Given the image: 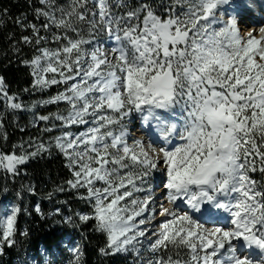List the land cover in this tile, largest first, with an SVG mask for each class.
I'll return each mask as SVG.
<instances>
[{"label":"snow or ice","instance_id":"1","mask_svg":"<svg viewBox=\"0 0 264 264\" xmlns=\"http://www.w3.org/2000/svg\"><path fill=\"white\" fill-rule=\"evenodd\" d=\"M39 3L34 14L42 24L15 21L31 29L21 41L35 50L22 60L32 76L24 91L43 93L54 85L60 90L25 104L9 94L0 76V102L5 112L32 111L34 125L44 122L42 131L59 134L47 143L29 138L13 145L11 154L0 152V170L14 179L21 174L18 166L51 155L55 147L71 172L68 188L84 189L78 198L92 209L76 213L78 220H94L95 231L106 236L98 250L102 256L132 253L133 264H264V185L250 175L264 173V26L248 27L242 35L236 14L226 19L222 11L230 0H175L184 10L177 14L172 7L166 18L148 4L117 16L108 0ZM100 32L116 46L93 44ZM61 103L66 110L35 111ZM176 107L179 123L160 117ZM133 113L155 129L158 142L149 135L130 140ZM74 126L86 127L74 132ZM154 172L167 177L159 199L150 182ZM23 188L35 193L34 185ZM206 204L228 212L231 226L205 224L190 214ZM34 211L43 216L39 204ZM21 212L14 205L0 213V255L16 244ZM65 220L71 223V217ZM241 240L249 250L244 255L234 243ZM181 249L187 260L173 258ZM142 251L154 255L145 259ZM70 252L71 264H83L78 245Z\"/></svg>","mask_w":264,"mask_h":264},{"label":"trees","instance_id":"2","mask_svg":"<svg viewBox=\"0 0 264 264\" xmlns=\"http://www.w3.org/2000/svg\"><path fill=\"white\" fill-rule=\"evenodd\" d=\"M56 3L64 4L62 0H56ZM142 4L150 5L162 18L167 17L168 10L172 7L180 10L175 0H132L131 6L132 9H137ZM38 7H42L39 0H0V76L5 79L9 94L19 95L25 104L39 98L38 92L24 91L31 88L32 79L22 60L31 59L35 50L21 41L22 36L31 35V29H22L15 21L21 19L24 24H42L43 19L37 20L34 14V9ZM16 47L20 49L19 53L16 52ZM59 105H48L41 109L39 114L56 113ZM19 113L22 114V111H9L4 118L7 139L0 135V152L11 154L13 145L28 141L29 138H39L45 142L47 137L54 134L42 131L44 122H40L37 127L29 122L28 112L23 114L17 123L18 116L15 114ZM23 124L25 128H21ZM16 152L19 154V149H16ZM65 165L63 155L58 150L51 149V155L45 153L36 159H30L25 165L18 166L21 174L14 179L12 174L0 170V189L7 188V192H0V204L5 205L12 201L22 208L18 216L16 244L5 247L4 254L0 255V264H14L16 259H25L28 254L34 255L38 260L41 259L42 252L57 260V264L65 261L64 259V264H71L74 257L69 246L77 245L83 251V264H133L135 258L132 253L100 255L98 250L105 245L106 236L95 231L94 220L86 223L78 220L76 213H91L92 209L85 200L78 198V194L83 193L84 189H80L78 193L68 188L66 181L72 177ZM254 178L258 180L259 186L264 185V173L257 170ZM24 185H34L35 193H28L24 190ZM58 187L65 190L58 192ZM17 192L22 193V199L16 197ZM49 193H52L51 199L47 198ZM36 204L40 205L43 216L34 211ZM23 209H27V214ZM57 210L59 214H56ZM65 217H71V223L67 222ZM24 230L27 231L26 236L21 235ZM153 255L150 252L148 257L152 258ZM166 255L165 253V258Z\"/></svg>","mask_w":264,"mask_h":264},{"label":"rangeland","instance_id":"3","mask_svg":"<svg viewBox=\"0 0 264 264\" xmlns=\"http://www.w3.org/2000/svg\"><path fill=\"white\" fill-rule=\"evenodd\" d=\"M62 1H63L64 4L63 5H59V6H62V7L63 6H67L70 3V0H62ZM108 2H109L110 5H112L114 2H116V0H108ZM233 2L236 5L235 7H233L234 9H228L226 6H224L223 9H222V11L225 12V18L226 19L228 18V15H227L228 13L229 14L235 13L236 14V19H237V22L238 23H239V21L241 22V20H244V22H242V23H245L246 24L245 26H248V27H250L251 25H255L258 28L260 26H264V10L262 8H258V6H256L254 4L253 0H233ZM245 2H246L245 5H250V7L245 8L244 6H242ZM92 6L93 5L90 3L89 4V7H92ZM225 7H226V9H225ZM178 8H180V12L184 10L180 6H178ZM252 13H256V14L259 13L258 15L260 16V18H255V17L253 19L252 18H249V17H253V16H251ZM81 27L84 30L82 34L87 37V27H88L87 24H83V25H81ZM53 30L55 31V29H53ZM70 35H72L73 37L75 36L74 33H70ZM107 37H108V35L105 34V33H102V32L97 33L95 35V39L93 40V44H98V45H100L101 47H103L105 49H111V47L108 46L109 43L107 42ZM103 42H105V43H103ZM53 44H50L48 46L49 47H56L57 46L56 44H54V45ZM87 47H91V45H89ZM28 69H29V74H30V68L28 67ZM30 78L32 79V76L31 75H30ZM59 90H60V88L58 86H55L54 85L50 89H48L47 92H43V93L38 92L39 98L37 100H39L41 98H46V97L51 96V95H54V92H57ZM37 100H35V101H37ZM47 106H45V107H37L36 110H35L36 113H39L41 109L46 108ZM66 108H67V105L64 104V103H61L59 105L58 110L59 111H63V110H66ZM26 112L30 113L29 114V122L33 120L34 113L32 111H22V114L21 113L15 114V115L18 116L17 123L21 120V116L23 114H25ZM168 112H171L172 116L174 117L172 119V122L171 123H179L180 122V118H181L182 113H181L179 107L173 108L171 111H168ZM138 121L139 120H136V122H135V124L133 126V127H136V129H137V130L134 131L135 134H136V132L138 130H140V127L138 125L136 126V124L139 123ZM15 123H16V121H15ZM57 123H59V122H57ZM25 127L26 126L24 124L21 125V128H25ZM84 127H86V126H81V127L74 126L72 130L74 132H79V131H82ZM4 133H5V129L3 128L2 130H0V135H3ZM50 133H54V134H52L50 137H47V139L45 140V143H47L50 140V138H52V137H54V136H56V135L59 134L58 133V130L57 131L50 132ZM52 149L57 150L55 147H53ZM250 175H251V178L255 180L254 173H250ZM166 181H167V177H166V175L164 173H162V172H154L153 173L150 182H151V184L153 186L154 191H156V193H157V199H159V197L162 194H164V192L161 190V187L163 186V184L166 183ZM256 181H257V185L259 186L258 180H256ZM140 195H143V193H141ZM14 205H16V204L14 202H12V201L8 202L5 205L0 204V213L7 214V212ZM179 206H180L181 209H184L183 208V206H184L183 203H181ZM203 208L204 209L206 208V209H210V210H215V211H217L219 213L226 212V211H223L221 209H218V208L214 207L212 204H206V205H204L202 207V209ZM190 214H192V213L190 212ZM158 222L159 221H157V223ZM149 235H151V234L149 233ZM234 243H236V241ZM72 247H74V246H69V249H71ZM150 252L151 251H142V255L145 257V259H149L150 258V257H148V255H149ZM42 254L43 255L41 256V259H38V260L36 259V257L34 255L28 254L25 259H22V258L16 259L14 261V264H21L22 261H27V264H33V262H34V264H57V260H55L53 257L48 256L47 253H43L42 252ZM60 258H62V257H60ZM60 258H59V260H60ZM177 258L178 259H181V260H187L188 257H187V255L185 253V250L181 249L180 250V256L179 257H177V256L174 257V259H177ZM64 260L65 261L62 260V263H60V264H64L66 262V259H64Z\"/></svg>","mask_w":264,"mask_h":264},{"label":"bare ground","instance_id":"4","mask_svg":"<svg viewBox=\"0 0 264 264\" xmlns=\"http://www.w3.org/2000/svg\"><path fill=\"white\" fill-rule=\"evenodd\" d=\"M253 2H254V4L256 5V6H258V8H262L263 10H264V0H253ZM236 5L234 4V2H233V0H230V3H229V5H226V7L228 8V9H234L233 7H235ZM226 7H225V9H226ZM113 14H115V15H117V16H119V15H124V13L122 12V11H116L115 13H113ZM259 13H252L251 14V16H253V17H249V18H260V16L258 15ZM242 22H244V20H241V22L240 23H238L240 26H241V29H242V34L243 35H246V32H247V30H248V26H245L246 24L245 23H242ZM252 26H254V25H251L250 27H252ZM256 27V26H255ZM256 30H258V27H256ZM107 42L109 43V45L108 46H110L111 48L112 47H114V46H116V41L114 40V38H111V37H107ZM103 43H105V42H103ZM107 45V44H106ZM16 119H18V117H16ZM33 121V120H32ZM31 121V123L33 124V122ZM139 123L138 124H136V126L138 125L139 127L141 126V121L139 120L138 121ZM34 125V124H33ZM34 126H38V124L37 125H34ZM129 130L131 131V134L132 133H134V131L135 130H137L136 129V127H134L133 129H130L129 128ZM133 130V131H132ZM163 195V194H162ZM161 195V196H162ZM183 208L185 209V210H188V209H186V205L184 204V206H183ZM190 211V210H189ZM211 212H209V213H207L205 210H203V209H201V211L200 212H195V216L196 217H199V216H202V217H205V215H207V214H212V215H214L215 217L219 214L217 211H215V210H210ZM201 217V218H202ZM242 244H243V242H242V240L240 241Z\"/></svg>","mask_w":264,"mask_h":264},{"label":"built area","instance_id":"5","mask_svg":"<svg viewBox=\"0 0 264 264\" xmlns=\"http://www.w3.org/2000/svg\"><path fill=\"white\" fill-rule=\"evenodd\" d=\"M115 13V12H114ZM0 113H3V121H4V118L6 117V115L9 113L8 112H5V109H4V106H3V103L0 102ZM14 122H15V119H14ZM31 122V121H30Z\"/></svg>","mask_w":264,"mask_h":264}]
</instances>
